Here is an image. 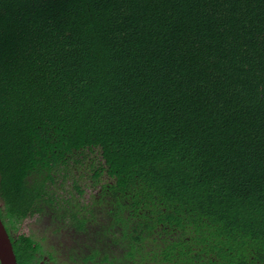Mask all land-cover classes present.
I'll use <instances>...</instances> for the list:
<instances>
[{"label": "trees", "instance_id": "trees-1", "mask_svg": "<svg viewBox=\"0 0 264 264\" xmlns=\"http://www.w3.org/2000/svg\"><path fill=\"white\" fill-rule=\"evenodd\" d=\"M0 196L64 264H264V0H0Z\"/></svg>", "mask_w": 264, "mask_h": 264}, {"label": "flooded vegetation", "instance_id": "flooded-vegetation-1", "mask_svg": "<svg viewBox=\"0 0 264 264\" xmlns=\"http://www.w3.org/2000/svg\"><path fill=\"white\" fill-rule=\"evenodd\" d=\"M34 214L23 217L21 221L12 226L5 214L4 200L0 196V220L9 236L15 254L16 264H64L62 252L66 243L63 228L58 229L56 221L50 216ZM26 225V226H25ZM26 227L28 230H23ZM30 248H27L28 244ZM14 246L16 249H14ZM28 250L29 254H26Z\"/></svg>", "mask_w": 264, "mask_h": 264}, {"label": "water", "instance_id": "water-1", "mask_svg": "<svg viewBox=\"0 0 264 264\" xmlns=\"http://www.w3.org/2000/svg\"><path fill=\"white\" fill-rule=\"evenodd\" d=\"M0 264H16L9 236L0 220Z\"/></svg>", "mask_w": 264, "mask_h": 264}, {"label": "rangeland", "instance_id": "rangeland-1", "mask_svg": "<svg viewBox=\"0 0 264 264\" xmlns=\"http://www.w3.org/2000/svg\"><path fill=\"white\" fill-rule=\"evenodd\" d=\"M66 184V183H65ZM58 192H61L62 193V195H67V192L64 190V189H58L57 190ZM86 194L84 193V195L87 197V196H89V190L87 189L86 191ZM26 226V225H25ZM22 229L23 230H28L26 227H22ZM66 241H69V240H66Z\"/></svg>", "mask_w": 264, "mask_h": 264}]
</instances>
